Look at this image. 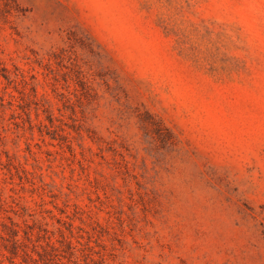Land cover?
<instances>
[{"label":"rangeland","instance_id":"rangeland-1","mask_svg":"<svg viewBox=\"0 0 264 264\" xmlns=\"http://www.w3.org/2000/svg\"><path fill=\"white\" fill-rule=\"evenodd\" d=\"M0 264H264V0H0Z\"/></svg>","mask_w":264,"mask_h":264},{"label":"trees","instance_id":"trees-1","mask_svg":"<svg viewBox=\"0 0 264 264\" xmlns=\"http://www.w3.org/2000/svg\"><path fill=\"white\" fill-rule=\"evenodd\" d=\"M15 244V243H14Z\"/></svg>","mask_w":264,"mask_h":264}]
</instances>
